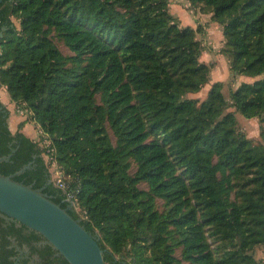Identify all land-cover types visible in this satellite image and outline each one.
<instances>
[{"label": "trees", "instance_id": "trees-1", "mask_svg": "<svg viewBox=\"0 0 264 264\" xmlns=\"http://www.w3.org/2000/svg\"><path fill=\"white\" fill-rule=\"evenodd\" d=\"M187 1L222 26L233 75L264 76V0ZM169 6L170 0H5L0 85L51 139L79 186L74 201L86 217L69 209L67 194L51 182L38 144L11 131L1 101L0 158L15 152L0 162V175L42 189L81 220L105 250V264H182L180 248L192 264H264L254 253L264 247V145L240 134L236 117L264 124V78L243 83L230 101L221 82L202 103L186 98L209 83L210 72L201 62V27H183ZM52 29L73 56L49 38ZM142 183L149 189L140 190Z\"/></svg>", "mask_w": 264, "mask_h": 264}, {"label": "rangeland", "instance_id": "rangeland-1", "mask_svg": "<svg viewBox=\"0 0 264 264\" xmlns=\"http://www.w3.org/2000/svg\"><path fill=\"white\" fill-rule=\"evenodd\" d=\"M170 12L171 14L180 22V24L185 27L189 26L191 22H193V15L189 7H186L185 4L181 3V0L171 1L170 3ZM14 24L16 25L19 31L22 30L21 19L17 17H13L12 19ZM211 21L214 22L212 19ZM209 21L207 24L209 25ZM216 23V22H215ZM219 29H213L212 34L209 36L208 31L205 28H200L199 34H197V38L204 48V52L201 57V62L206 64L209 67L210 72V80L209 83L206 84L199 92L190 93L186 96L188 99L197 100L200 103L204 102L213 85L217 82H221L223 84V94L227 100L230 101L231 94L235 92L243 83H254L255 81L264 78L262 77H249L246 75H233L231 72V64L232 60L225 52L226 41L223 36L222 26L218 23ZM207 25V26H208ZM49 38L53 41V43L57 46V48L67 57L73 56V52L69 49L64 39L59 35L57 31L52 29L48 34ZM4 89L0 85V99L3 97ZM97 103L101 104V96H97ZM12 106L5 107L10 112L9 124L10 129L13 133H16L18 130L23 132L26 136L30 137L34 142H36L42 151L46 166L51 175V181L55 185L56 180L60 177V174L63 175V180L69 185L72 186L75 183L74 176L69 175L67 170L59 164L58 160L54 155V150L52 149V141L45 133V131L41 128V126L34 119L33 112L26 107L25 104H16ZM11 108V110L9 109ZM235 111L234 108L228 109L227 112ZM237 117V128L240 134L244 135L247 139H249L253 145L261 146L264 145V140L262 138V130L264 124L262 123L260 118L247 119L240 113H236ZM111 139L114 143H116V138L110 126H107ZM155 139L152 135L150 140ZM137 170V166L134 164L131 170V174ZM56 186V185H55ZM57 187V186H56ZM58 188V187H57ZM140 190H148V186L145 183H142L138 186ZM191 204H194L192 201ZM74 210L79 214L82 218L86 217V213L79 206H74ZM166 208L165 203L162 199H157V209L159 211H163ZM207 236L210 244H212V248H218L219 242L215 239V237L211 234L210 227H206ZM213 236V237H211ZM182 249L176 250V258L179 259L182 264H192L189 261H185L182 255ZM257 259L264 260V247L259 246L254 251ZM129 261V260H128Z\"/></svg>", "mask_w": 264, "mask_h": 264}, {"label": "water", "instance_id": "water-1", "mask_svg": "<svg viewBox=\"0 0 264 264\" xmlns=\"http://www.w3.org/2000/svg\"><path fill=\"white\" fill-rule=\"evenodd\" d=\"M4 1L0 0V5ZM3 36L0 32V37ZM14 152L1 157L0 162L9 161ZM29 168L30 165L25 166L16 175ZM14 176L0 175V213L41 234L70 264H105V250L81 225V220L74 219L68 209L56 204L42 189L18 183ZM73 205L71 202L69 209Z\"/></svg>", "mask_w": 264, "mask_h": 264}, {"label": "flooded vegetation", "instance_id": "flooded-vegetation-1", "mask_svg": "<svg viewBox=\"0 0 264 264\" xmlns=\"http://www.w3.org/2000/svg\"><path fill=\"white\" fill-rule=\"evenodd\" d=\"M0 264H65V262L62 255L45 237L0 213Z\"/></svg>", "mask_w": 264, "mask_h": 264}, {"label": "crops", "instance_id": "crops-1", "mask_svg": "<svg viewBox=\"0 0 264 264\" xmlns=\"http://www.w3.org/2000/svg\"><path fill=\"white\" fill-rule=\"evenodd\" d=\"M171 1H175V0H170V3ZM181 3L185 4L186 7H189V3L187 0H181ZM192 12V15H193V22L190 23L189 26H186L185 27H191L193 29H197L198 27H201V28H205L208 33H209V36L212 34L213 29H219L218 28V25L211 21L212 20V14H206V13H203L201 12L199 9H193L191 10ZM210 22L209 25L207 24V22ZM208 25V26H207ZM3 89L5 90L4 91V94L2 95L3 97L0 99L1 103L5 106H12V105H15L14 102L11 100V97L6 89V87L2 86ZM9 109L11 110V108L9 107Z\"/></svg>", "mask_w": 264, "mask_h": 264}, {"label": "built area", "instance_id": "built-area-1", "mask_svg": "<svg viewBox=\"0 0 264 264\" xmlns=\"http://www.w3.org/2000/svg\"><path fill=\"white\" fill-rule=\"evenodd\" d=\"M55 185L61 189L64 190L65 193L67 194V201L72 202L76 206L77 204L75 203V199L77 197V194L79 193L80 189L79 186L75 188V186H69L64 180H63V175L60 174V177L56 180Z\"/></svg>", "mask_w": 264, "mask_h": 264}]
</instances>
